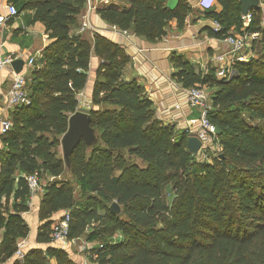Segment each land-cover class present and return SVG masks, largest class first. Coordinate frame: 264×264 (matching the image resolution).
Wrapping results in <instances>:
<instances>
[{"label":"trees","instance_id":"1","mask_svg":"<svg viewBox=\"0 0 264 264\" xmlns=\"http://www.w3.org/2000/svg\"><path fill=\"white\" fill-rule=\"evenodd\" d=\"M21 1L35 10L50 42L45 62L27 78L30 104L10 112L11 127L1 136L0 254L11 256L16 240L28 234L25 176L37 173L54 177L43 186L38 214L44 222L37 241L47 245L27 250L15 264H74L49 245L50 218L59 211L70 214L69 238L97 242L90 254L97 264H264V0L246 24L239 0H217L219 10L207 11L220 25L210 36L224 38L232 29L258 34L255 56L233 61L230 77H218L214 67L202 73L172 55L182 87L211 91L208 118L218 148L207 149V159L188 149L184 132L155 116L142 85L123 78L128 56L121 47L99 33L88 39L73 31L82 11L78 0ZM117 1L119 7L96 12L151 42L166 34L172 19L180 30L188 13L183 0L174 9L166 0ZM93 53L100 62L85 111L95 140H81L65 158L57 148ZM114 201L119 213L109 209Z\"/></svg>","mask_w":264,"mask_h":264},{"label":"crops","instance_id":"2","mask_svg":"<svg viewBox=\"0 0 264 264\" xmlns=\"http://www.w3.org/2000/svg\"><path fill=\"white\" fill-rule=\"evenodd\" d=\"M179 1L166 0L165 5L169 9H174ZM183 1L188 8L184 26L179 30L176 26V20H170L166 34L155 42L148 41L145 37L133 32L113 28L96 12L97 6L111 4L119 7L117 0H107V2L92 0L91 3L88 2L89 4L81 5L82 11L78 18V24L73 30L88 39H91L94 33H99L121 47L128 56V62L122 68L123 78L135 79L142 85L153 101L155 116L164 124L173 126L175 131L180 133H183L187 126L190 128L197 127L200 109L191 108L187 105V89L182 87L174 77L176 69L171 60L172 55H183L197 71L206 73L208 68L214 67L216 69L219 63L215 58L219 55H228L230 49L226 37L217 38L209 35L214 20L207 17L206 14L209 10H219L220 6L217 0L210 9H204L201 6V0ZM7 3L15 5L18 13L6 20L0 27V58L5 55H12L15 59H22L24 63L20 72L28 77L35 66H41L45 62L42 51L50 40L43 23L34 19L35 10L33 8H25L24 1L21 0H0V14H6L5 5ZM94 6L95 8H93ZM83 21L86 22V26L82 30ZM246 23L247 19L243 18V24ZM230 33L240 32L232 29L228 32V34ZM30 57L34 58L32 66L28 64ZM99 62L100 59L93 53L90 57L85 87L77 94V111L86 112L85 110H88L92 105V88ZM11 84L12 76L9 70H0V120L9 116L11 112L4 109L7 92ZM2 135L0 133V147L3 146ZM66 175L70 176L67 172ZM43 179L42 185L44 186L54 177L45 176ZM41 195L42 192L38 193L33 199V205L22 213L29 229L27 236L16 240V249L11 256L3 257L0 254V264H15L19 259L16 254L18 247L23 254L31 248L44 249L46 247V243L37 241L38 228L44 222L39 219L38 215ZM11 202L12 198L9 199V203ZM65 212L54 213L50 218L52 224L60 219ZM2 231L1 229L0 244ZM49 245L60 248L53 243H49ZM95 246L89 243L87 245L88 250L83 252L78 244L73 242L60 249L67 253L74 264H97L92 261L90 255ZM50 262L54 264L55 259H50Z\"/></svg>","mask_w":264,"mask_h":264},{"label":"built area","instance_id":"3","mask_svg":"<svg viewBox=\"0 0 264 264\" xmlns=\"http://www.w3.org/2000/svg\"><path fill=\"white\" fill-rule=\"evenodd\" d=\"M107 2V0H103ZM216 0H201V6L204 9H210L214 5ZM6 14H0V27L3 23L17 15L18 11L12 3H7L5 5ZM95 8V6L93 7ZM250 14L248 13L242 18L248 19ZM86 22L83 21L82 30L85 28ZM113 28H116L113 26ZM212 28L215 31L220 30V25L218 22L213 21ZM258 36L257 33H230L226 36V41L230 46L228 55H219L215 60L219 63L216 68V75L218 77H230L234 71L232 69V63L235 60L247 61L245 51L247 46V41L249 38L255 39ZM15 60L12 55H5L0 58V70H9L12 76V84L7 92L6 102L4 104V109L7 111H12L16 107L26 106L30 104L31 98L27 89V76L21 72H15L11 63ZM28 64L32 66L34 64V58L30 57L28 59ZM186 103L191 108H199L200 115L198 118V124L196 128H190L187 126L184 129L186 136H196L201 142V153L203 154L207 149L218 148L217 137H216V127L208 118V111L210 110V100L209 95L203 89V87H190L187 89ZM1 128L0 133L5 134L11 127V120L9 116L4 117L0 120ZM25 181L29 191L28 207L33 205L34 197L43 191V185L40 181V177L37 173H31L25 176ZM70 214L65 212L64 215L56 220L51 225L50 231V243L58 245L60 248L65 247L69 243L74 242L73 238H69V228H70ZM81 250H88L87 244L81 246ZM16 254L18 257H22L23 253L20 247L17 248Z\"/></svg>","mask_w":264,"mask_h":264},{"label":"water","instance_id":"4","mask_svg":"<svg viewBox=\"0 0 264 264\" xmlns=\"http://www.w3.org/2000/svg\"><path fill=\"white\" fill-rule=\"evenodd\" d=\"M241 4L242 16H245L253 8L260 6L261 0H239ZM22 59H15L11 63L15 72H20L23 65ZM89 114L83 111L74 112L68 119V127L61 139L62 153L67 158L81 140L87 144L95 140L94 131L89 124ZM186 144L188 149L194 154L201 153V142L196 136H187ZM113 213H119L120 207L114 201L109 207Z\"/></svg>","mask_w":264,"mask_h":264},{"label":"rangeland","instance_id":"5","mask_svg":"<svg viewBox=\"0 0 264 264\" xmlns=\"http://www.w3.org/2000/svg\"><path fill=\"white\" fill-rule=\"evenodd\" d=\"M77 1V0H76ZM91 1L92 0H78V3L79 4H81L82 6L84 5V4H89V3H91ZM89 2V3H88ZM252 40L253 39H251V38H249V40L247 41V46H246V51H245V55H246V58H251V57H253V56H255V50H253V48L251 47V45H252ZM203 89L207 92V94L209 95V93L211 92L207 87H203ZM263 124V123H262ZM63 136V135H62ZM62 136L60 137V143H59V145H58V148H57V150H58V153H59V155H61V156H63V153H62V146H61V139H62ZM214 150H216V148H213L212 149V147H211V149L210 150H208V151H210V152H213ZM207 151V152H208ZM206 154L207 153H203L200 157H202V159H207L208 157H206ZM40 181H41V183H44V179L42 178V177H40ZM119 235V233H117L116 232V236H118ZM74 239V243L76 242V244H78V246L81 248V246H83L84 244H93V246H95V245H97V242L96 241H94V242H88V241H86L85 239H84V237L83 236H77V237H74L73 238ZM73 243V242H72ZM82 251V250H81ZM85 251H87V250H85ZM84 252V251H83Z\"/></svg>","mask_w":264,"mask_h":264}]
</instances>
